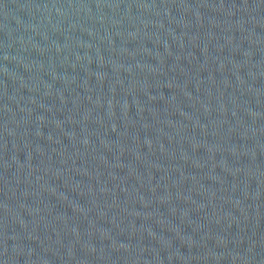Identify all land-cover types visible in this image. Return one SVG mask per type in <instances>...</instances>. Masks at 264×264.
<instances>
[{
	"label": "water",
	"instance_id": "water-1",
	"mask_svg": "<svg viewBox=\"0 0 264 264\" xmlns=\"http://www.w3.org/2000/svg\"><path fill=\"white\" fill-rule=\"evenodd\" d=\"M0 264H264V0H0Z\"/></svg>",
	"mask_w": 264,
	"mask_h": 264
}]
</instances>
